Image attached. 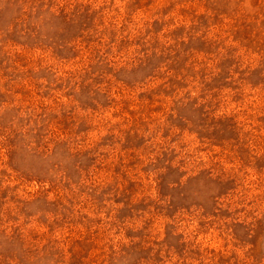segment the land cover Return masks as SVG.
<instances>
[{
  "label": "rangeland",
  "instance_id": "374dc122",
  "mask_svg": "<svg viewBox=\"0 0 264 264\" xmlns=\"http://www.w3.org/2000/svg\"><path fill=\"white\" fill-rule=\"evenodd\" d=\"M0 264H264V0H0Z\"/></svg>",
  "mask_w": 264,
  "mask_h": 264
}]
</instances>
